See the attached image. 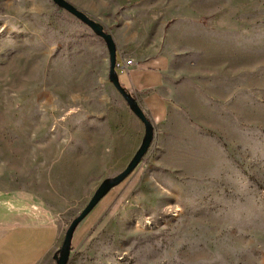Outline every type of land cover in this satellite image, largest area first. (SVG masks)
I'll list each match as a JSON object with an SVG mask.
<instances>
[{
  "label": "rangeland",
  "instance_id": "rangeland-1",
  "mask_svg": "<svg viewBox=\"0 0 264 264\" xmlns=\"http://www.w3.org/2000/svg\"><path fill=\"white\" fill-rule=\"evenodd\" d=\"M67 1L109 33L129 16L134 36L158 35L161 46L178 24L211 28L218 77L215 110L192 112L208 129L198 148L162 159L152 145L83 221L113 196L69 264H264V0ZM109 71L105 42L52 0H0L8 214L66 232L102 181L126 169L142 139Z\"/></svg>",
  "mask_w": 264,
  "mask_h": 264
},
{
  "label": "crops",
  "instance_id": "crops-1",
  "mask_svg": "<svg viewBox=\"0 0 264 264\" xmlns=\"http://www.w3.org/2000/svg\"><path fill=\"white\" fill-rule=\"evenodd\" d=\"M130 19L124 17L123 22L127 25L111 31L118 49L117 61L122 62L125 58L135 63L129 70L118 71L120 81L137 98L154 125L153 151L162 159L183 158L181 153L185 146L195 143L197 149L201 133L208 131L200 126L192 112L214 111L218 104L215 94L210 92L218 77L213 73L209 59L213 57L217 40L211 28L197 22H185L173 27L161 46L158 35L146 42L143 35L134 36ZM173 33L174 39L171 38ZM247 96L250 103H257V92L250 89ZM219 101L224 100L220 98ZM132 115L140 141L145 127ZM213 143L212 139V148ZM110 200L101 205L89 224L82 222L78 226L73 248L82 245L88 232L108 210ZM65 234L63 226L54 220L42 222L18 212L8 214L6 197L0 195V264H56L55 254L61 248Z\"/></svg>",
  "mask_w": 264,
  "mask_h": 264
},
{
  "label": "water",
  "instance_id": "water-1",
  "mask_svg": "<svg viewBox=\"0 0 264 264\" xmlns=\"http://www.w3.org/2000/svg\"><path fill=\"white\" fill-rule=\"evenodd\" d=\"M52 1L58 7L69 12L83 24L88 26L97 37L101 38L105 42L110 60L109 80L122 95L131 112L143 123L145 127V134L140 147L133 156L132 160L129 162L126 169L117 176L110 177L102 181L87 206L83 209L80 215L73 220L67 229L63 244L55 254V261L56 264H69L73 250V237L76 229L114 188L122 184L139 167L155 141L156 132L153 123L141 108L137 98L129 92L120 81V75L116 69L118 49L112 34L107 32L101 23L91 19L88 15L77 9L67 0Z\"/></svg>",
  "mask_w": 264,
  "mask_h": 264
},
{
  "label": "built area",
  "instance_id": "built-area-1",
  "mask_svg": "<svg viewBox=\"0 0 264 264\" xmlns=\"http://www.w3.org/2000/svg\"><path fill=\"white\" fill-rule=\"evenodd\" d=\"M134 64H135V63H134V61H133L132 59H128V60L123 59L122 62H118V61H117L116 69H117V70H129V68H130L131 66H133Z\"/></svg>",
  "mask_w": 264,
  "mask_h": 264
},
{
  "label": "trees",
  "instance_id": "trees-1",
  "mask_svg": "<svg viewBox=\"0 0 264 264\" xmlns=\"http://www.w3.org/2000/svg\"><path fill=\"white\" fill-rule=\"evenodd\" d=\"M117 71H119V70H117Z\"/></svg>",
  "mask_w": 264,
  "mask_h": 264
}]
</instances>
